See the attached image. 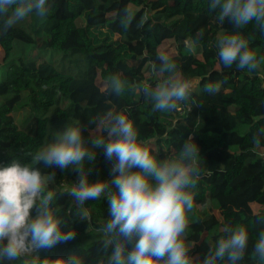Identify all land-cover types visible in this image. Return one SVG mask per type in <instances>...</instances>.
Wrapping results in <instances>:
<instances>
[{
    "label": "trees",
    "instance_id": "16d2710c",
    "mask_svg": "<svg viewBox=\"0 0 264 264\" xmlns=\"http://www.w3.org/2000/svg\"><path fill=\"white\" fill-rule=\"evenodd\" d=\"M210 2L48 0L45 18L33 13L0 35V67L9 63L0 81V164L18 160L38 167L49 179L46 190L57 194L52 207L76 231L75 239L37 255L76 253L85 264H98L102 258L104 236L99 229L109 215L106 198L87 201L81 218L74 199L60 187L65 179L77 181V172L46 168L33 156L66 126L82 124L86 140L93 131L106 135L102 118L109 111L129 109L140 138L150 142L158 158L178 153L189 136L199 146L203 171L190 190V255L202 259L225 226L244 225L250 239L240 264H260L252 250L264 230L259 220L264 216V64L253 71L235 64L224 67L216 42L221 34L239 31L260 57L264 33L254 21L241 29L228 28L227 19L221 23ZM126 9L131 14L127 28L121 23ZM15 43L28 45L32 53L25 48L13 57ZM165 54L195 88L176 110L153 112L151 102L134 86L156 83L161 76L159 57ZM113 75L127 82L120 95L108 94L98 84L100 78L106 86ZM214 82H219L220 91L205 92L204 86ZM16 113L27 116L19 121ZM89 167L90 181L111 178L102 151ZM254 204L260 206L257 213Z\"/></svg>",
    "mask_w": 264,
    "mask_h": 264
},
{
    "label": "clouds",
    "instance_id": "9594fccd",
    "mask_svg": "<svg viewBox=\"0 0 264 264\" xmlns=\"http://www.w3.org/2000/svg\"><path fill=\"white\" fill-rule=\"evenodd\" d=\"M209 7L221 23L227 19L241 29L254 21L264 33V0H211ZM49 8L48 0H0V35L33 13L45 18ZM125 12L121 23L127 28L131 14ZM216 47L224 67L235 64L238 69L253 71L264 64V56L258 57L239 31L221 34ZM159 59L161 76L156 83H140L134 90L151 102L153 112L170 113L190 99L195 85L167 54ZM105 87L108 94L120 95L127 82L113 75ZM204 91L218 93L219 82L206 84ZM129 113V109L109 111L100 121L106 135L87 140L82 124L66 126L33 156L46 168L77 172V181L65 191L74 199L81 218L86 215L87 201L106 198L109 215L99 229L104 239L98 264H240L250 239L244 225L225 226L202 259L190 255L186 239L189 214L194 209L190 190L203 171L198 144L189 136L178 153L158 158L150 142L140 138ZM260 131L264 133V129ZM99 151L110 164L111 178L90 181L89 166ZM48 182L38 167L18 160L0 164V264H85L76 253L37 255L76 236L52 207L57 194L46 190ZM259 220L264 223V216ZM252 255L264 264V230L258 233Z\"/></svg>",
    "mask_w": 264,
    "mask_h": 264
},
{
    "label": "rangeland",
    "instance_id": "374dc122",
    "mask_svg": "<svg viewBox=\"0 0 264 264\" xmlns=\"http://www.w3.org/2000/svg\"><path fill=\"white\" fill-rule=\"evenodd\" d=\"M226 26H227L228 28L234 29L232 23H231L229 20L226 21ZM71 42H72V38L69 40V42H68V44H67V47H69V46L71 45ZM28 47H29V46H28V45H25V44L15 43V49H14L15 51H14V53H13V57L20 56V55H21V50H22V49L24 50L25 48H27V50H28V55H30L32 52L29 50ZM0 56H1V58L4 57V53H3V51H1ZM8 67H9V63H5V62L2 63V65H1V67H0V81H2V80L5 78V76H6V71H7ZM98 84L104 89L105 86H104V84H103V82L101 81L100 78H98ZM26 116H27V115H26L25 113H21V114H19V115H18V113H16V118H17L19 121H23V120H25ZM92 134L95 136V135L98 134V132L93 131ZM262 143L264 144V141H262ZM252 208H253L254 212H256V213L259 212V210H260V206L257 205V204H254Z\"/></svg>",
    "mask_w": 264,
    "mask_h": 264
},
{
    "label": "built area",
    "instance_id": "2783aa9c",
    "mask_svg": "<svg viewBox=\"0 0 264 264\" xmlns=\"http://www.w3.org/2000/svg\"><path fill=\"white\" fill-rule=\"evenodd\" d=\"M76 181L73 179H65L63 180V182L61 183L60 187L63 189H67L68 187H70L71 183H75Z\"/></svg>",
    "mask_w": 264,
    "mask_h": 264
}]
</instances>
